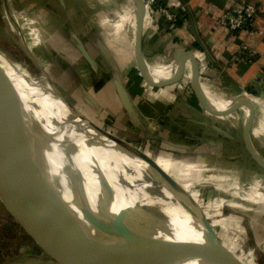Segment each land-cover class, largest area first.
Wrapping results in <instances>:
<instances>
[{
	"label": "crops",
	"instance_id": "1",
	"mask_svg": "<svg viewBox=\"0 0 264 264\" xmlns=\"http://www.w3.org/2000/svg\"><path fill=\"white\" fill-rule=\"evenodd\" d=\"M162 1L180 19L170 25L156 21L153 8L146 11L143 52L148 67L157 75L151 74L152 77L156 80L172 77L176 71V50L186 47L199 62L203 92L218 100L219 104L213 105L222 111L212 112L200 105L192 85V61L187 57H181L183 72L174 83L154 86L141 75L135 54L134 0H127L126 5L120 0H25L19 11L15 1H11L10 9L13 17L17 16L18 26L21 25V34L41 61L45 55L55 59L59 56L56 45L63 51L65 60L57 62V66L63 71L67 85L73 86L70 101L96 118L105 129L136 146L145 139L158 142L163 152L170 150L176 155L197 152L215 159L216 164L208 159L194 165L195 173L182 181L194 185L214 182L236 189L231 190L233 199L214 197L204 212L215 228L222 218L238 225L237 214L227 216L224 211L215 213L212 209L222 205L242 209L239 200L264 204V169L247 150L244 136L247 106L220 105L223 100L241 94L250 98L253 104L250 136L264 157L258 148L264 147V0ZM241 1L257 6L252 30L233 31L220 25L223 12ZM108 4L113 10L106 14L102 9ZM92 13H97L94 18ZM98 24L107 27L106 31L101 32ZM82 47L93 62L86 58ZM127 53L133 55L131 61L127 60ZM249 53L256 58L249 60ZM82 71L88 74L87 78ZM123 89L127 94L122 93ZM250 162L253 165L248 166ZM215 168L221 171L220 177L213 173ZM256 168L263 173L261 176L251 178L252 182L239 180L242 174L246 177ZM236 174L240 178L233 176ZM199 194L200 190L197 201ZM216 215L221 218L218 222L214 221ZM233 224L224 223L225 228L222 224L220 228L227 232Z\"/></svg>",
	"mask_w": 264,
	"mask_h": 264
},
{
	"label": "water",
	"instance_id": "2",
	"mask_svg": "<svg viewBox=\"0 0 264 264\" xmlns=\"http://www.w3.org/2000/svg\"><path fill=\"white\" fill-rule=\"evenodd\" d=\"M4 3L7 7L9 6L8 0H4ZM134 3L137 16L135 54L141 75L154 86L161 87L174 83L180 79L183 72L181 57H187L192 61V85L200 105L212 112L222 111L223 109L212 106L204 99L205 93L198 74L199 62L186 47H179L176 50L177 68L172 77L162 80L152 77L143 52L146 3L144 0H134ZM82 50L86 58L93 62L84 47ZM106 53L111 59L107 50ZM49 80L56 86L50 77ZM58 90L64 96L59 88ZM123 92L126 93L124 89ZM65 98L69 105L73 106L71 101ZM230 101L229 106L239 103L249 108L244 127L246 146L253 160L264 169V157L258 152L250 136L252 101L242 94ZM0 121L3 133L8 134L10 126L6 118L1 117ZM103 129L122 140L129 148L141 150L128 140ZM20 136L26 143V149L23 152L12 148L0 135V199L11 206L40 242L56 243L59 239L60 245L54 248L55 257L59 260L64 259L65 253L69 252L76 257L75 264H84V255L80 250V247L84 245L106 252L130 264H181L194 257L201 258L209 264H248L222 241L211 219L202 209L203 207L184 185L163 168L154 157L150 156V163L165 178L167 187L183 195L186 199V210L200 219L206 239L204 247L188 241L169 240L155 236L158 229L168 231L167 222L137 206L113 212L111 201L115 192L113 188L105 184H102L105 196L98 200L95 207L89 200L80 173L68 167L64 170L68 172L67 175L73 187L75 205L78 209L76 211L59 191L57 181L51 175L47 156L28 143L25 133L20 132Z\"/></svg>",
	"mask_w": 264,
	"mask_h": 264
},
{
	"label": "bare ground",
	"instance_id": "3",
	"mask_svg": "<svg viewBox=\"0 0 264 264\" xmlns=\"http://www.w3.org/2000/svg\"><path fill=\"white\" fill-rule=\"evenodd\" d=\"M7 10L13 16L10 5ZM148 69L151 74L156 75L149 67ZM48 76L44 71L39 75L32 74L0 47V118L5 117L10 126V132L5 134L0 121V135L5 141L15 150L23 152L26 143L22 140L20 132L25 133L28 143L47 156L51 175L57 181L59 191L76 211L78 209L75 205L73 187L68 172L64 169L70 167L72 171L80 173L89 200L95 207L98 200L105 196L102 184L113 188L115 196L111 201V209L115 213L122 208L136 206L146 210L128 190L126 184L128 182L125 180H134L144 188L148 197L160 210L158 213L161 219L167 222L168 231H164L167 239L188 241L204 247L206 239L200 219L186 210V199L183 195L167 187L165 178L151 165L150 155L129 148L122 140L99 128L90 116L72 102L75 108L69 105L65 98L66 94L64 97L50 82ZM50 85L55 96L49 92ZM204 97L214 107L219 104L218 100L209 97L206 92ZM67 99L70 101L68 97ZM230 100H223L220 106L229 105ZM248 112L247 107L245 119ZM208 185L211 184L199 183L200 200H195L203 207L202 209L206 206L202 200L205 187ZM165 211L186 219L196 231L179 234L170 219V214L164 213ZM155 236L160 237L158 230ZM80 250L84 255V264H130L84 245ZM181 264L209 263L194 257Z\"/></svg>",
	"mask_w": 264,
	"mask_h": 264
},
{
	"label": "rangeland",
	"instance_id": "4",
	"mask_svg": "<svg viewBox=\"0 0 264 264\" xmlns=\"http://www.w3.org/2000/svg\"><path fill=\"white\" fill-rule=\"evenodd\" d=\"M8 1L9 3L11 1H15L17 5L16 11L21 10L23 8L22 6L26 3L25 0ZM120 2L121 4H125L127 0H120ZM112 7V5L108 4L104 6V8L106 9L102 10L106 12V14H108L112 12ZM7 8L8 7L5 5L4 0H0V47L2 48V50L6 51L9 56H11L15 61L20 62L32 74L39 75L44 71L45 74H48V77H50L54 81L55 85L69 98V92L74 91V89H72L73 86L70 87V85H67L64 80L65 75L63 71L60 70L57 66V62L63 63L65 60L63 51H61L58 45H56L59 56H57L55 59L54 57L50 58L48 55H45L41 61L38 58L36 51H33V49L28 44V39H25L24 35L21 34V25L18 26V24L20 23L16 19L17 16L14 15V18L7 10ZM90 10L92 12H95V9ZM93 14L94 13H92L91 16H93L94 18L97 13H95V15ZM97 27L101 32H105L107 29V27H104L101 24H98ZM128 59L129 61L133 59V55H131V53H127V60ZM76 60H78V58H76L75 61ZM46 69L48 70V72ZM82 76L87 78L88 74L82 71ZM49 89V92L55 96L56 94L51 85ZM91 119L99 128H104L100 125L99 121L96 118L91 117ZM137 143L139 149L154 157L155 160L161 166H163V168H165L169 173L175 176V178L180 180L185 188L195 198L198 196V190H200L201 192L199 184L194 185L182 180L186 179L188 174H193L194 170H197L195 166L199 165V163H203L208 161V159H211L212 163L216 164L215 159L209 158L208 155H199L197 152H183V155H176L175 153H171L170 150H167V152L161 151L160 149L163 148L160 147V144L158 142H148L143 139V141H138ZM258 148L264 154V147ZM181 161H183L184 164H182ZM251 163L252 162L247 163L249 164L248 166H250ZM213 173H215L219 177L222 174L221 171L216 168L215 172ZM262 174L263 173L259 172V170L256 168V170L249 172L248 176L246 177L244 176V174L241 175V178L237 174L233 176L236 178H240V181L247 179L248 182H252L251 178L261 176ZM125 182H128L126 183L128 190L145 206L146 211L156 215L157 217L161 216L158 213V211L160 210L148 197L143 187L139 186L134 180H125ZM209 184L211 185L205 187L204 199L202 200V203H204L205 205H210L213 202V198L217 196H224L226 198L233 199V197L231 196V192L235 191L236 189H231L228 188V186L225 187L223 185H220L219 183L214 182H210ZM249 186H251V184H249ZM256 189L253 190L257 191ZM222 190H228V192ZM240 190L241 188L237 189L236 193L238 195H240ZM262 190H264V188H262ZM5 192L7 191L5 190ZM200 195L201 193L199 194V198ZM239 202L243 204L244 208L236 209L229 206H225L224 208V205L213 207L212 210L215 211V213H218L220 210L224 211V214L227 216L237 214L238 217H236V220L239 223L238 225H236V222H234V224L233 222H231L233 225L230 226V231H223L220 228L221 224L224 227V223H231H227L228 219H221L216 215L217 218H215L214 221L218 222L221 219V221L217 223L216 230L220 235L222 241L232 251H234L240 257V259H243L248 264H253V260L255 261V264H264V204H254L250 201L240 200ZM206 209L208 210V208H205L204 211ZM164 213L170 214V219L179 234L196 231V229H194L186 219H183L175 214L173 216L172 212L169 211H165ZM239 218H241L240 221ZM50 232L53 233L51 229ZM158 234L162 238L165 237V233L162 229H158ZM58 245H60L59 239L56 241V243H46L44 241L40 242L38 237L25 226L22 218L14 212L11 206L0 199V264H75L77 259L75 256H73V254L69 252L65 253V257L62 260H59L57 257H55L54 248H56ZM62 249L65 251L64 248ZM251 257L253 260L251 259Z\"/></svg>",
	"mask_w": 264,
	"mask_h": 264
},
{
	"label": "built area",
	"instance_id": "5",
	"mask_svg": "<svg viewBox=\"0 0 264 264\" xmlns=\"http://www.w3.org/2000/svg\"><path fill=\"white\" fill-rule=\"evenodd\" d=\"M146 3V11L148 9H154V18L156 21H163L170 25H175L180 17L178 13L172 10L162 0H144ZM258 12L257 6L249 1H241L234 7L226 9L219 17V24L233 31H239L241 29H251L255 20V16ZM243 49L246 51L247 46L244 45ZM248 59L252 60L256 58L254 53L248 54Z\"/></svg>",
	"mask_w": 264,
	"mask_h": 264
}]
</instances>
